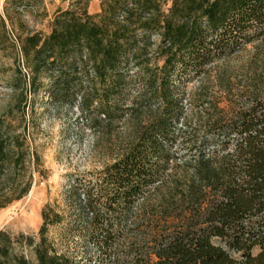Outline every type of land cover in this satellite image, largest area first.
<instances>
[{"label": "trees", "instance_id": "1", "mask_svg": "<svg viewBox=\"0 0 264 264\" xmlns=\"http://www.w3.org/2000/svg\"><path fill=\"white\" fill-rule=\"evenodd\" d=\"M89 1L19 38L7 85L25 101L44 76L56 101L77 90L98 132L122 126L123 147L72 178L68 209L45 206L37 235L0 230V264H264V96L231 117L216 107L188 156L172 148L188 127L186 84L248 45L264 51V0H100L95 15ZM10 130L0 123V208L32 185L26 135ZM64 223L95 261L48 238Z\"/></svg>", "mask_w": 264, "mask_h": 264}, {"label": "rangeland", "instance_id": "2", "mask_svg": "<svg viewBox=\"0 0 264 264\" xmlns=\"http://www.w3.org/2000/svg\"><path fill=\"white\" fill-rule=\"evenodd\" d=\"M84 2L0 0V12L7 19L8 31L5 36L0 29V123L4 129L10 128L12 135L15 131L26 135V175L32 182L25 197L0 208V230L12 235H37L45 206L59 212L68 209L67 193L72 178L99 173L115 161L123 147L122 126L98 132L82 114L77 90L56 101L49 95L50 81L44 76L37 90L28 92L25 101L7 85L15 70L14 45L19 38L32 32L48 34L58 10L78 7ZM100 11V0H90L88 12L95 15ZM257 45H248L231 57L217 60L204 76L186 84L188 127L184 128L181 122L177 125L176 129L182 128L185 135L172 145L178 158L188 156L192 145L205 134L207 117L215 113L216 107L231 117L254 96H264V51ZM1 190L0 184V194ZM47 235L59 251L78 257L91 255L95 261V248L65 223L50 226ZM18 249L30 256L26 245L21 244Z\"/></svg>", "mask_w": 264, "mask_h": 264}]
</instances>
